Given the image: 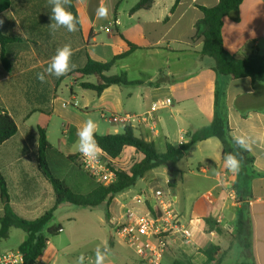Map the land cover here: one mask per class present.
<instances>
[{"label":"crops","instance_id":"0c3cea01","mask_svg":"<svg viewBox=\"0 0 264 264\" xmlns=\"http://www.w3.org/2000/svg\"><path fill=\"white\" fill-rule=\"evenodd\" d=\"M123 1L127 0H100L97 6L96 0H74L79 20L75 32H68L63 27L53 32L49 27L51 8L45 17L39 18L33 14L34 12L29 15L27 8L15 6L12 0L11 6L0 13V33L10 39L4 46L6 64L1 58L0 42V108L14 119L18 127L17 133L0 146V171L7 181L13 209L21 217L34 220L36 218L28 217L30 213L35 212L34 208L45 205L46 199L50 204L54 203L52 186L37 165L38 131L35 133L28 128L27 121L34 112L41 110L38 105L45 97L51 93L56 97L64 80H70L72 99L77 98L73 86L80 85L76 78L82 80L83 77L74 71L84 67L88 57L109 62L114 56L127 51L128 41L139 48L123 60L135 56L139 51H146L149 55L156 54L167 61L170 59L173 61V66H169L167 74H164L162 66H159L154 72L155 78L150 76L149 80H138L144 84L135 85L139 87L136 96L132 92L125 95L127 101L136 99V103L142 109L139 114L131 115H145L150 113L154 102L171 100L170 106L152 114L150 122L135 124V133L138 137L153 142L161 153L166 151L167 143L178 146L181 137L188 142L189 133L212 124L215 113V90L219 85L224 89L231 135L233 138H245L246 147L243 149L253 158L251 169L254 177L248 180L249 191L240 193L245 185L237 180V171H230L226 166L222 157L223 145L218 138L200 141L187 151L185 158L171 170L172 172L177 170L183 187L181 193L172 196V199L173 206L180 205L181 210L176 211L189 226L193 238L189 244L181 240L172 241L165 257L169 254L174 255L179 249L186 257L191 258L194 264H200L206 261L200 251L207 249L211 244H217L224 252L222 264H225V258L237 244L242 260L237 259L231 264L251 261L255 264H264V84L254 85L250 78L231 79L218 76L212 68L213 60L201 59L196 53L202 46V39L196 38L197 23L203 18L199 7H213L219 0H180L177 5L176 0H155L149 9L132 11L140 1L134 0L135 4L121 12L120 4ZM100 7L108 9L106 19L97 17V10ZM109 27H114L118 32V36L110 38L118 41L95 42L99 32H107L106 29ZM222 36L225 48L232 54L264 55V0H244L239 8V21L236 22L231 17L224 18ZM65 44L71 45L73 51L71 60L76 67L59 78L46 74V82L41 83L37 79V73L45 72L56 50ZM139 73L147 74L145 68H140ZM161 73L170 77L172 81L159 87L149 85V82L156 81ZM93 77L97 82L95 76L84 78L89 80ZM114 86L118 85L108 87L101 95L94 90H84L96 93L94 102L97 105L100 100L102 103L104 96ZM118 92L120 96V90ZM82 107L88 109L89 106L84 104ZM109 114H119V111L102 112L101 119L108 122ZM173 120L174 125L171 122ZM172 130H175L174 134L177 137L174 142L170 141ZM123 152L129 157L128 155L135 154V149L126 147ZM119 158L111 160L115 164ZM154 170L149 173H153ZM165 171L171 172L167 168ZM32 173L39 174L40 182L47 190L45 196L43 193L37 195L33 187L32 189L27 187L30 180L28 177L31 178ZM222 173L227 175L224 177ZM174 181L176 184V180ZM131 191L132 189L122 195ZM151 191L154 189L149 182L141 194L132 195L123 206L135 204L133 198L137 195L150 197ZM244 205L247 206L252 225L250 248L245 247L234 237L238 211ZM22 206L27 208L22 209ZM109 209L112 216L117 217L125 212L121 206H116L114 211L111 210V206ZM2 215L3 205L0 216ZM208 216L215 217L228 234L207 235L204 230L205 218ZM107 250L104 264H139L121 247L108 246ZM49 251L50 242L41 258L43 264H50ZM87 264H95V259H91Z\"/></svg>","mask_w":264,"mask_h":264},{"label":"trees","instance_id":"16d2710c","mask_svg":"<svg viewBox=\"0 0 264 264\" xmlns=\"http://www.w3.org/2000/svg\"><path fill=\"white\" fill-rule=\"evenodd\" d=\"M155 0H140L132 11L149 9ZM180 0H176V5ZM244 0H219L213 7H199L203 13V18L197 23L196 38L202 39V46L196 52L198 56L213 60V70L218 76H226L231 79L250 78L254 85L264 84V55L259 53L232 54L224 46L222 29L224 18L231 17L236 22L239 21V8ZM12 0H0V13L11 6ZM77 18V12L72 0L67 6ZM79 24V20H78ZM7 37L0 33L2 44L1 58L6 64L5 44L9 41ZM126 52L114 56L109 62H102L88 57L84 67L74 72L80 77L95 76V84L82 82L83 89L94 90L101 95L108 87L113 85L131 86L143 85L142 81H130L127 73L120 75H107L112 67L120 60L127 58L139 47L128 42ZM172 79L159 75L156 81L149 82V85L159 87L164 83L171 82ZM18 131L14 119L0 108V146L12 138ZM216 137L223 145L222 157L228 153L237 154L240 160V167L237 171L239 183L244 184L240 193H247L248 180L254 177L251 169L253 158L249 153L235 144V139L231 135L228 122L227 108L224 102V89L219 85L215 90V113L212 124L204 129L189 133V141L183 145H172L167 143L166 151L161 153L153 142H148L142 137H138L133 126H125L123 133L99 134L95 133V139L99 149L105 152L110 159H117L121 156L126 147L135 149L133 159L126 167H117L116 180L110 185L98 183L89 173L85 172L79 164L78 154L65 155L61 150L55 148L47 138L46 131L38 128V149L37 165L50 183L54 192V204L42 216L28 220L16 213L10 203L8 184L0 171V197L3 205V215L0 216V243L8 237L12 228L24 232L25 239L19 245V250L23 254L22 264H43L41 258L44 255L49 243V238L44 234L45 228L52 222L54 212L64 205H74L77 207L96 208L101 204L107 205V213L113 200L119 194L133 189L138 180L144 178L150 171L159 167H165L169 171L173 170L177 163L185 158L187 151L196 143ZM170 188H175V183H168ZM237 186V184H236ZM251 196V195H249ZM155 216L159 215L157 209L147 204ZM206 227L204 232L207 235H227V231L213 217L205 218ZM59 228L50 227L47 233L51 236L59 232ZM245 247H251L252 225L247 206H243L238 211L236 234L234 235ZM206 258V264H222L223 250L220 245L211 244L207 249L200 251ZM174 264H194L192 261L182 262L176 260ZM242 264H255L254 261L243 262Z\"/></svg>","mask_w":264,"mask_h":264},{"label":"rangeland","instance_id":"374dc122","mask_svg":"<svg viewBox=\"0 0 264 264\" xmlns=\"http://www.w3.org/2000/svg\"><path fill=\"white\" fill-rule=\"evenodd\" d=\"M100 0H96V5H99ZM134 0L123 1L120 4L121 12L124 11L128 6L135 4ZM14 5L17 7L27 8L29 15L33 14L36 17H43L47 14L51 5H49L48 0H14ZM67 7V6H66ZM69 9V8H68ZM45 17V16H44ZM111 36H118V32L114 27H109L107 32H99L98 38L95 42L108 43L117 42V39L110 38ZM162 66V71L167 74L169 66H173V61H169L166 58H162L159 55L152 54L149 55L146 51H139L135 56H132L126 60L117 62L108 73V75H120L122 72L128 74L129 80H149L151 77L155 78V70ZM140 68H145L147 74L140 75ZM68 82V83H66ZM76 82L84 83L90 82L95 84L96 79L89 78L82 80L76 78ZM70 80L62 81L59 89L54 94H49L46 100H42L38 105L41 110L33 113L31 118L27 121L26 126L31 128L35 133L38 128H43L47 133L48 141L55 147L65 152L66 154H78V137L77 131L81 128L84 122L88 118H92L98 124L96 133L99 134H118L123 133L124 125L121 123L111 124L101 119L102 112H113L114 110L119 111L118 115H131L139 114L140 107L136 103V99L132 101H127L125 97L129 92L134 93L136 96L139 91L138 86H114L103 98L102 103L100 102L95 105L94 97H97L95 92H86L81 85L75 84L73 86L74 94L77 98L72 99V94L70 93ZM66 86H68L66 88ZM121 95L119 96V91ZM46 96V95H44ZM88 104V109H84L82 106ZM37 106V105H36ZM136 112V113H133ZM110 114L108 115V117ZM172 123L174 122L171 121ZM174 125V123H173ZM174 129V128H173ZM175 130H172L170 141L174 142L176 140ZM163 150L162 147H159ZM123 152L122 157L116 160V167H126L133 156L128 155ZM183 165V164H182ZM186 170V169H183ZM189 172V171H187ZM32 177H28L30 180L27 184L28 188L33 187L34 192L37 195L43 193L46 195L47 190L43 183L40 182V176L38 173H32ZM154 178L151 180L150 178ZM170 179L176 180V188H170L168 181ZM202 179V177L200 178ZM168 180V181H167ZM151 182L154 190L160 189L166 196H174L180 194L182 190L180 175L177 170L167 173L164 167H159L155 169L153 173H149L145 179L138 180L136 186L132 189L130 193H125L124 195H118L115 200H113L111 205V210L114 211L116 206H121L122 209L126 210V204L129 197L136 194H141L142 189ZM41 185H40V184ZM40 186L42 189L40 190ZM18 192V190H16ZM20 193V192H18ZM30 191L28 190V194ZM54 203L50 204L49 200L46 199V204L40 207L34 208L33 214L30 213L28 217L34 219L42 216L46 211L52 208ZM175 209L181 210L180 205L174 204ZM22 209H26V206H22ZM110 208V207H109ZM2 210V204L0 199V215ZM107 205L101 204L96 208H85L77 207L74 205H64L54 212V217L52 222L45 228L44 234L47 235L50 242V251L48 252V260L50 264H76L78 257L84 256V264H87L91 259H95L96 251L108 246H118L126 251H128L133 258L134 254L121 246L118 242L113 239L112 226L110 224V218L112 213H107ZM114 213V212H113ZM62 227L63 231L58 232L56 235L51 236L47 233V229L50 227ZM25 239V234L19 229L12 228L9 231L8 237L1 241L0 249L2 251L16 250L19 245ZM235 245V244H234ZM240 259L242 256L239 253V245H235L233 250L229 252L225 258V264H231L233 261ZM136 260V258H135ZM182 261L188 262L192 261L191 258L186 257L181 250H176L174 255H167L163 264H174V262ZM138 262V261H137ZM141 264L140 262H138ZM206 264V261L204 263Z\"/></svg>","mask_w":264,"mask_h":264},{"label":"built area","instance_id":"2783aa9c","mask_svg":"<svg viewBox=\"0 0 264 264\" xmlns=\"http://www.w3.org/2000/svg\"><path fill=\"white\" fill-rule=\"evenodd\" d=\"M106 31H109L107 28ZM171 105L170 99L154 102L150 113L145 115H118L111 114L107 121L111 124L121 123L124 126H135L136 123H148L152 114L164 107ZM150 120V121H149ZM187 140L181 137L179 145L186 144ZM79 164L95 180L103 185H110L116 180L117 167L108 155L99 149L95 158H85L79 153ZM226 176V173H222ZM148 195H137L133 198L135 204L127 206L125 212L117 217L110 218L113 231V239L121 246L130 250L136 260L141 264H163L171 242L176 240L189 244L193 234L186 225L181 215L173 206L171 196H166L160 189L150 192ZM209 198V195L206 196ZM150 204L159 212L155 216L147 208ZM63 228H59V233ZM23 254L18 249L2 251L0 249V264H22Z\"/></svg>","mask_w":264,"mask_h":264},{"label":"clouds","instance_id":"9594fccd","mask_svg":"<svg viewBox=\"0 0 264 264\" xmlns=\"http://www.w3.org/2000/svg\"><path fill=\"white\" fill-rule=\"evenodd\" d=\"M72 0H48L51 5V15L49 24L50 29L55 32L59 28L63 27L68 32L77 31L78 20L74 14L68 10ZM108 15V9L106 7H100L97 10V17L100 19H106ZM73 51L70 44H65L56 50L55 55L51 58L45 72L37 73V79L44 83L46 82V74L55 76L57 78L66 75L72 71L76 66L72 63ZM98 124L92 118H88L83 126L78 129V146L80 153L85 158H95L99 153V145L95 139V133ZM235 144L240 148L246 147V140L243 137H235ZM225 164L230 171L236 172L240 167V160L237 158V154L228 153L225 156ZM108 250L107 248L100 249L95 253V264H104ZM76 264H84V256L78 257Z\"/></svg>","mask_w":264,"mask_h":264},{"label":"water","instance_id":"95a60500","mask_svg":"<svg viewBox=\"0 0 264 264\" xmlns=\"http://www.w3.org/2000/svg\"><path fill=\"white\" fill-rule=\"evenodd\" d=\"M168 183H170V184H174L175 181H174L173 179H171Z\"/></svg>","mask_w":264,"mask_h":264}]
</instances>
